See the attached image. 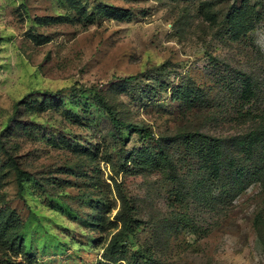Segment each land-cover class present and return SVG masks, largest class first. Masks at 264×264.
<instances>
[{"label":"rangeland","instance_id":"374dc122","mask_svg":"<svg viewBox=\"0 0 264 264\" xmlns=\"http://www.w3.org/2000/svg\"><path fill=\"white\" fill-rule=\"evenodd\" d=\"M2 133L0 264H264V0H0Z\"/></svg>","mask_w":264,"mask_h":264},{"label":"trees","instance_id":"16d2710c","mask_svg":"<svg viewBox=\"0 0 264 264\" xmlns=\"http://www.w3.org/2000/svg\"><path fill=\"white\" fill-rule=\"evenodd\" d=\"M134 77L135 76H129L128 79H133ZM59 93H60V90L53 92L50 90L41 91L40 89H35V90H32L31 92H29L26 95V97L22 98L18 102V104H21V103L30 104L31 102L36 104L35 102L37 101V98H39V97H43V100H45L47 98V96L48 97H56V96H58ZM99 102L101 103V105L104 108H106L107 112L109 113L111 123L113 124V126L115 128H118V130L121 128L130 129V130L138 133L140 135V137L143 139L150 138L151 136H153V130L151 127L141 125L137 122L124 121V120L120 119L118 117L116 111H114L111 108V105L108 103V100L106 99V97L100 95L99 96ZM9 128H10V126H9ZM3 136H4L3 133L0 134V145H1L2 149L5 151V153L7 154L11 166L16 171L17 179H18L20 185L22 186L23 176L27 172L26 168L23 166V163L21 161V155H17V154L13 153L12 149L10 147H8V145L6 143V139H4ZM194 136L199 137V138H201L207 142L211 141L213 143L212 145L214 146V148L218 147V145L216 144L219 141L218 138H215V137L210 136V135L205 134V133L196 132L193 134H189L186 138L189 141H191ZM135 158H138L139 162L145 163V164L149 163L151 160L150 154L146 151H139L138 153H136L134 155V157H133L134 161H135ZM126 218H127L125 221L126 222V228H130L134 223V220L132 219L131 212L127 213Z\"/></svg>","mask_w":264,"mask_h":264}]
</instances>
